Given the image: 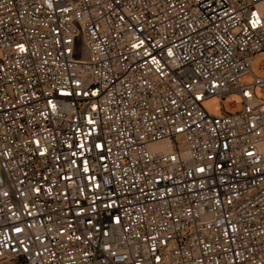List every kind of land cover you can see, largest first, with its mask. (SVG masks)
<instances>
[{
	"label": "built area",
	"instance_id": "built-area-1",
	"mask_svg": "<svg viewBox=\"0 0 264 264\" xmlns=\"http://www.w3.org/2000/svg\"><path fill=\"white\" fill-rule=\"evenodd\" d=\"M260 1L0 0V264H264Z\"/></svg>",
	"mask_w": 264,
	"mask_h": 264
},
{
	"label": "rangeland",
	"instance_id": "rangeland-1",
	"mask_svg": "<svg viewBox=\"0 0 264 264\" xmlns=\"http://www.w3.org/2000/svg\"><path fill=\"white\" fill-rule=\"evenodd\" d=\"M258 9L261 12H264V0H262L258 3ZM256 59L257 60L253 64V71L256 72L258 75L263 76L264 73L257 71V68H258V63L260 61H264V52L257 53ZM245 81H251V78H247ZM257 95L264 98V94L260 91V89H257ZM232 99L238 102L240 100V96L234 95L232 97ZM232 99L230 97H227L225 99H221L219 97H210V98H207L203 102V106L210 114L221 115L223 113L230 111L228 109L227 105L229 104V102ZM238 109H240V108H238ZM261 150L264 151V145L261 146ZM178 244H179V241L177 239L171 240L170 246L167 248V252H169L171 249L177 247ZM6 264H9V263H6Z\"/></svg>",
	"mask_w": 264,
	"mask_h": 264
}]
</instances>
